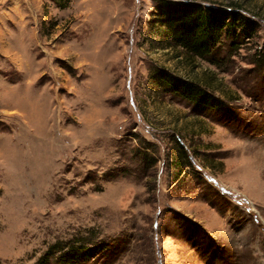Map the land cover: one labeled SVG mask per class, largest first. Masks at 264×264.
Returning a JSON list of instances; mask_svg holds the SVG:
<instances>
[{"label":"rangeland","instance_id":"obj_1","mask_svg":"<svg viewBox=\"0 0 264 264\" xmlns=\"http://www.w3.org/2000/svg\"><path fill=\"white\" fill-rule=\"evenodd\" d=\"M191 1L252 35L211 61L171 46L160 0H0V264H264V0Z\"/></svg>","mask_w":264,"mask_h":264},{"label":"trees","instance_id":"obj_2","mask_svg":"<svg viewBox=\"0 0 264 264\" xmlns=\"http://www.w3.org/2000/svg\"><path fill=\"white\" fill-rule=\"evenodd\" d=\"M231 5H235V8L233 6L232 9L221 8L218 4L204 5L191 0H160L158 15L162 26L165 27V37L170 40L171 46L183 48L192 57L207 59L213 54V47L222 30L231 31L239 22L243 31L252 35L253 20L239 11V4ZM258 53L261 58L264 54V44ZM159 74L161 79L169 83L173 91L195 104L201 106L213 103L216 106L221 105V100L209 94L199 83L185 80L165 69H162ZM180 146L185 157L189 159L184 146L182 144ZM62 250L63 259L69 262L87 257L83 255V249L69 247L66 250L64 245L59 243L52 246L48 254L51 257L54 253Z\"/></svg>","mask_w":264,"mask_h":264}]
</instances>
